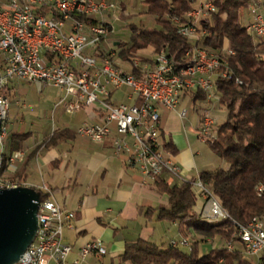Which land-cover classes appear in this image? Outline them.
Instances as JSON below:
<instances>
[{
	"label": "built area",
	"instance_id": "obj_1",
	"mask_svg": "<svg viewBox=\"0 0 264 264\" xmlns=\"http://www.w3.org/2000/svg\"><path fill=\"white\" fill-rule=\"evenodd\" d=\"M249 5L252 19L246 25L247 31L257 44H262L264 6L256 0ZM74 6L83 8L84 23L63 26V19L74 18ZM52 7L62 9V18L50 17ZM115 8L113 0H24V8L0 0V146L2 137L9 134L10 87L20 81L58 87L63 96L54 103L55 112L87 111V119L77 129H84L96 143H104L114 134L116 155L125 156L127 165L145 180L156 181L168 175L177 183H190L196 201L203 203L198 215L211 220L227 217L234 222L232 238L223 247L240 251L253 264H264V212L244 224L233 220L209 184L200 176L184 175L162 138L161 108L178 109L182 96L190 92H202L206 101L220 102L215 80L229 75L223 70L221 57L206 51L204 38L208 31L203 27V22L217 11L216 5L212 0L201 1L185 19L172 17L181 20L178 32L191 45L183 66L203 74L202 82L189 85L175 81L174 60L167 50L130 60L119 55L111 40L114 25L105 17ZM88 28H96V35H88ZM123 87L129 89V102H112L113 93ZM187 114V108L180 109L181 118ZM218 126L211 110L205 111L196 126L199 139L205 143L215 141ZM21 155L22 149L12 151L9 169L0 177L1 188L29 186L9 175L17 172ZM34 188L48 197L40 199L36 237L15 264H83L93 254L107 253L103 241L95 238L80 249L79 258L68 261L73 247L64 241V228L72 226L75 213L57 204L48 186ZM256 193L264 197V182L256 186ZM170 243L173 247H191L189 238L187 243H179L178 239Z\"/></svg>",
	"mask_w": 264,
	"mask_h": 264
},
{
	"label": "trees",
	"instance_id": "obj_2",
	"mask_svg": "<svg viewBox=\"0 0 264 264\" xmlns=\"http://www.w3.org/2000/svg\"><path fill=\"white\" fill-rule=\"evenodd\" d=\"M212 1L217 11L203 22L208 31L204 44L209 52L221 57L223 70L229 76H219L215 80L220 102L226 106L228 116L218 126V138L209 145L227 167L204 171L200 177L212 187L233 220L244 224L264 212V197L256 193V186L264 182V48L255 42L242 21L243 11L251 0ZM197 2L144 0L147 13L154 17L159 27L131 25L128 42L115 40L119 42L116 45L119 55L130 60L137 56L139 50L149 47L155 53L167 50L174 60L175 72H178L184 67L183 61L191 45L179 34L172 17L185 19ZM72 16L79 21L85 20L82 15ZM202 97H205L203 93ZM68 133V129L55 131L44 145H52ZM26 136L13 132L5 140L0 163L2 176L5 169H9L11 155L7 149H22ZM166 146L171 147L170 143ZM156 183L159 190L170 197L169 205L159 209L160 219L178 221L182 233L193 230L204 239L217 236L225 240L232 238L235 231L232 220L209 222L193 210L196 197L190 183H169L162 177L156 179ZM47 197L41 193L42 199ZM121 259L130 260L133 264H253L240 251H230L225 247L214 248L201 255L197 241L191 243L189 251H185L171 243L165 246L139 239L127 243Z\"/></svg>",
	"mask_w": 264,
	"mask_h": 264
},
{
	"label": "crops",
	"instance_id": "obj_3",
	"mask_svg": "<svg viewBox=\"0 0 264 264\" xmlns=\"http://www.w3.org/2000/svg\"><path fill=\"white\" fill-rule=\"evenodd\" d=\"M123 3L126 4V0ZM114 38V34L111 35V40ZM150 49L153 50L152 47L144 50ZM59 98L53 101V107ZM182 108L188 109L185 119L179 115ZM207 110H211L219 124L227 119L226 106L206 101L202 92L183 95L176 110L160 109L162 138L165 146L168 143L171 146L166 149L184 175L190 178L204 171L227 167L209 143L201 141L197 134L196 126ZM54 113L53 110L55 118ZM59 115L56 125L45 122L34 128L27 126L25 131L23 123L18 128L13 123L14 128H9L7 138L13 132L27 136L22 148L25 157L20 160L17 172L9 175L32 187L48 186L52 199L75 213L70 222L72 226L64 228V241L73 247L68 261L79 258L80 249L95 238L103 241L107 253L93 254L83 264H133L130 260L123 261L121 255L127 243L139 239L167 246L174 239L194 237V242H199L201 255L217 248L211 246L210 239L200 242L203 237L193 230L182 233L178 221L158 217L160 207L169 205V195L159 190L156 181L145 180L139 171L127 165L125 156L116 155L114 134L104 143H96L76 133L78 126L87 119V111L66 114L67 118ZM64 129L69 131L65 137L52 145H44L55 131ZM7 152L9 156L12 154L10 149ZM162 178L169 183L175 182L168 175ZM202 206L201 201H196L193 210L198 214Z\"/></svg>",
	"mask_w": 264,
	"mask_h": 264
},
{
	"label": "rangeland",
	"instance_id": "obj_4",
	"mask_svg": "<svg viewBox=\"0 0 264 264\" xmlns=\"http://www.w3.org/2000/svg\"><path fill=\"white\" fill-rule=\"evenodd\" d=\"M116 3V8L108 11L105 17L108 21H111L114 25L115 40H123L125 42L129 41L131 34V25H137L142 27L143 24L146 27L153 28L159 27L154 21V17L147 13V7L144 0H126V4H122L123 0H113ZM201 1L208 0H198L195 6H197ZM258 3L263 4L264 0H256ZM251 2V1H250ZM250 4V3H249ZM247 5L243 11V24L247 25L251 19L250 5ZM117 17V19L115 18ZM114 40V41H115ZM113 41V42H114ZM261 48H264V44H261ZM119 49V48H118ZM211 50V49H210ZM212 51V50H211ZM214 52V51H213ZM153 50H139L137 56L141 57H151ZM225 72V71H224ZM12 89V90H11ZM9 89L11 98V107L9 110V128L13 129V123H16V128L21 126L23 123L25 125L24 131L27 126L38 127L43 125L45 122L49 125H56L60 115L63 114V118H67L65 112L60 113V109L56 111L55 118L53 117V101L57 100L63 93L58 87L51 84L42 83H29L25 81L15 82L13 88ZM129 89L123 87L116 90L112 96V102L121 103L129 102L127 99V94ZM194 237L189 240L191 243L194 242ZM211 241V246L223 247L225 244V239L219 236L209 238ZM208 239L202 238L200 242H207ZM209 242V241H208ZM183 249L189 250L190 248L182 247ZM202 250V249H201Z\"/></svg>",
	"mask_w": 264,
	"mask_h": 264
},
{
	"label": "water",
	"instance_id": "obj_5",
	"mask_svg": "<svg viewBox=\"0 0 264 264\" xmlns=\"http://www.w3.org/2000/svg\"><path fill=\"white\" fill-rule=\"evenodd\" d=\"M40 199L34 187H0V264H15L33 243Z\"/></svg>",
	"mask_w": 264,
	"mask_h": 264
},
{
	"label": "bare ground",
	"instance_id": "obj_6",
	"mask_svg": "<svg viewBox=\"0 0 264 264\" xmlns=\"http://www.w3.org/2000/svg\"><path fill=\"white\" fill-rule=\"evenodd\" d=\"M4 2H8L11 6H15V8H24V0H3ZM91 2H99V0H90ZM72 15H82L83 16V8L81 6H74L72 9ZM50 17L55 18H62V9L59 7H52L50 10ZM177 26V29L180 30L181 27V20H173ZM76 23H84L83 21H79L77 18H68L63 19V26H70L76 25ZM88 35H96V28H88ZM206 51H208L206 49ZM208 53L216 55L208 51ZM172 70L174 71L175 81L182 85H189V84H197L203 81V74L199 72H191L189 70V66L182 67L178 72H175L174 64L172 62ZM77 133L81 136L90 139V136L86 134L84 129H77ZM7 136L2 137V145L0 146V163H1V155L3 153L4 142ZM25 157L24 151H22V155L20 156V160H23ZM12 160V154L9 158V164ZM9 166V165H8ZM0 177H3L0 172ZM203 219L209 222H219L227 217H216L215 220H211L206 218L205 216H201ZM179 243H187V238H181L178 240Z\"/></svg>",
	"mask_w": 264,
	"mask_h": 264
}]
</instances>
